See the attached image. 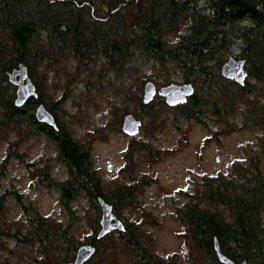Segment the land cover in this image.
Listing matches in <instances>:
<instances>
[{"label":"rangeland","instance_id":"obj_1","mask_svg":"<svg viewBox=\"0 0 264 264\" xmlns=\"http://www.w3.org/2000/svg\"><path fill=\"white\" fill-rule=\"evenodd\" d=\"M176 33L177 29L170 36ZM38 77L42 78L47 100L62 99L56 107V121L74 139L90 145V169L102 191L109 195L116 187L135 186V200L118 206L114 212L125 228L133 225L143 238L146 254L172 264H214L205 261L188 240L189 224L179 210L190 203L202 204L193 195L202 191L208 179L223 176L240 180L238 169L242 167L250 175L255 161L264 178V124L256 118L257 113L264 112V90H260L264 89L263 82L251 79L259 88L251 95L241 94L231 85L232 92L225 97L227 109L220 113L207 109L199 113L198 119H192L182 113L183 107L169 106L159 95L149 103V109H143L142 116L138 115L142 112L138 98H143L147 81H153L157 88L187 83L179 70L162 67L142 55L120 72L103 60L79 65L77 59L67 55L54 65L40 62L31 78L35 82ZM227 85L219 77L213 86H205L206 92L195 85V92L221 100V89ZM127 114L142 120L134 136L122 129ZM69 180L71 174L60 160L56 145L44 135H24L15 128L2 133L0 191L6 193L2 220L12 234L31 235V219L40 217L60 231H68L73 245L86 243L97 234L100 207L86 190L65 201L60 184ZM212 209L230 218L227 208ZM118 231L99 241L97 254L86 264H143ZM55 234L48 252L35 237L25 242L18 236L4 238L0 264L73 261L74 246L67 248V241Z\"/></svg>","mask_w":264,"mask_h":264},{"label":"trees","instance_id":"obj_2","mask_svg":"<svg viewBox=\"0 0 264 264\" xmlns=\"http://www.w3.org/2000/svg\"><path fill=\"white\" fill-rule=\"evenodd\" d=\"M176 29V36H170ZM67 55L77 59L79 65L103 60L118 72L142 55L162 67L179 70L185 82L200 86L202 91L221 77L229 84L221 89V100L209 98L202 91L198 94L197 90L187 102L177 105L192 119H198L207 109L220 113L227 109L225 99L232 92L231 85L241 94L251 95L259 89L251 79L264 84V0H0V136L11 128L24 135H44L56 145L60 160L71 174V180L60 184L65 201L86 190L100 211L98 198L103 197L114 203L117 212L118 206L135 200V186H119L106 195L90 169V145L74 139L58 119L55 125H49L36 118V108L41 104L58 117L56 107L62 102L45 98L41 77L33 81L38 97L21 107L15 105L16 86L9 81V72L24 63L32 76L40 62L54 65ZM231 56L245 61L248 76L244 84L221 73L223 63ZM138 99L142 110L138 115L142 116L150 104ZM256 115L263 125L264 112ZM252 166L255 169L250 175L242 167L238 169L240 180L223 176L208 179L202 191L193 195L202 204L190 203L179 210L189 224L188 240L205 261L224 264L214 247L218 238L223 252L237 264H264V178L258 162ZM5 194L0 191V246L6 237L18 236L23 242L35 237L48 252L56 232L67 241V248L74 246L77 252L78 244L73 245L69 232L60 231L43 217L31 219L32 236L12 234L2 220ZM212 207L227 208L230 218ZM118 234L144 260L143 264H172L146 254L143 238L133 225ZM100 240L95 234L86 243L93 242L98 250Z\"/></svg>","mask_w":264,"mask_h":264},{"label":"water","instance_id":"obj_3","mask_svg":"<svg viewBox=\"0 0 264 264\" xmlns=\"http://www.w3.org/2000/svg\"><path fill=\"white\" fill-rule=\"evenodd\" d=\"M221 73L225 78L235 80L240 84H244L248 76V71L245 68V61L231 56L223 63ZM9 81L16 86L15 105L23 106L30 98L38 97V90L36 84L33 82L29 68L26 64L21 63L18 67L9 72ZM195 92V87L192 82L184 84L170 83L166 86L157 88L153 81H147L144 86L143 102L149 104L154 100L156 95L165 98L169 106H177L185 103L188 97H191ZM36 118L40 122L49 125H55L56 120L54 115L46 108L44 104L39 105L35 111ZM142 124V120L133 114H127L123 122V132L130 136L136 135ZM98 201L102 209L100 218V229L97 233V239L104 238L113 230H125L124 222L114 213V207L103 197H99ZM214 247L220 262L224 264H237L233 259L226 255L219 243L218 238L214 240ZM97 252V247L93 243H85L77 248L76 257L74 261L63 262L62 264H86ZM241 264H249L243 261Z\"/></svg>","mask_w":264,"mask_h":264},{"label":"flooded vegetation","instance_id":"obj_4","mask_svg":"<svg viewBox=\"0 0 264 264\" xmlns=\"http://www.w3.org/2000/svg\"><path fill=\"white\" fill-rule=\"evenodd\" d=\"M183 84H184V83H183ZM194 87H195V86H194ZM156 96H157V95H156ZM161 97H162V96H161ZM163 98H164V97H163ZM189 98H190V97H188L187 101L189 100ZM164 100H165V98H164ZM187 101H186V102H187ZM182 104H184V103H182ZM179 105H181V104H179ZM107 201H108V200H107ZM108 202H109V201H108ZM109 203H111V202H109ZM111 204H112V203H111ZM112 205H113V204H112ZM113 207H114V205H113ZM114 213H115V212H114ZM101 215H102V209H101ZM99 221H100V220H99ZM99 224H100V223H99ZM99 229H100V228H99ZM125 229H126V228H125ZM123 231H125V230H123ZM92 243H93V242H92ZM93 244H94V243H93ZM94 245H95V244H94ZM95 246H96V245H95ZM97 252H98V251H97ZM97 252H96V254H97ZM94 256H95V255H94ZM94 256H93V257H94ZM75 257H76V255H75ZM93 257H92V258H93ZM92 258H91V259H92ZM74 259H75V258H74ZM73 261H74V260H73ZM65 262H67V261H65ZM68 262H71V261H68ZM87 262H88V261H87ZM87 262H86V263H87ZM96 264H98V263H96Z\"/></svg>","mask_w":264,"mask_h":264}]
</instances>
